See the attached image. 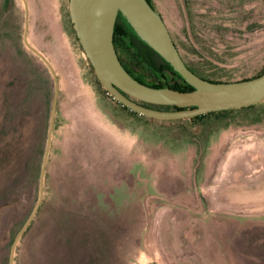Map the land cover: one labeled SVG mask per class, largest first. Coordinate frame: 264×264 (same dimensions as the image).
Returning a JSON list of instances; mask_svg holds the SVG:
<instances>
[{
	"label": "rangeland",
	"instance_id": "374dc122",
	"mask_svg": "<svg viewBox=\"0 0 264 264\" xmlns=\"http://www.w3.org/2000/svg\"><path fill=\"white\" fill-rule=\"evenodd\" d=\"M152 2L161 14L183 61L197 72L210 79L235 81L251 78L264 70V0ZM68 4V0H0V45L1 42L9 41V45L17 47L20 41L15 30L22 27L26 11L27 39L46 55L58 73L62 95L67 89L81 92L84 96L87 92L100 90V87L76 41ZM16 50L19 53L20 50ZM121 56L125 58L123 54ZM100 102L105 108L103 116L107 122L127 129L131 136L128 141L119 144L116 135L105 130L103 123L92 114L86 113L84 117H78L79 113L67 116L60 114L59 99L55 108L54 128L58 123L66 125L57 135L64 141L59 143V157L52 162L49 174L46 172L43 180L46 195L40 216L47 219L58 234H64L65 231L71 234L74 230L68 226L73 225L76 218L93 222L98 217L89 208L83 209L80 195L66 187L84 174V167L85 171L94 175V183L98 184L101 193L107 184L112 186L113 173L123 175L137 169L150 176L149 188L154 192L169 195L183 190L195 193H201L202 190L204 196V190L229 145L228 141L219 145L221 131L239 128L244 129L243 136L249 133L257 136L264 134V101L245 109L214 112L193 120H159L138 116L128 113L127 109L120 107L108 96H104ZM42 148L43 143L39 145L36 160L26 169V174L19 177L17 185L10 181L2 194V200L15 193L19 199L17 209L6 205L0 210L6 220L2 229L5 230V239L14 234L10 226L16 223L17 230L19 223L23 224L32 211L38 195L37 178ZM52 152L53 149L49 155ZM93 162L96 165L91 169ZM203 196L198 199L201 208L198 207L189 219L192 223H202L204 226L207 204ZM106 197L105 201L109 202ZM153 203L158 202L152 200ZM97 205L99 211L104 213L105 206L99 199ZM14 211L15 214L12 213ZM173 214L177 215L174 216L173 225L179 226L182 213L180 215L175 211ZM157 217H160L162 224L167 222V214ZM210 219L222 233L228 264H250L236 257L234 241L240 234L264 229V215H214ZM39 227L40 224L37 229ZM24 240L25 237L18 244L16 264H21L25 256ZM201 248L195 245L183 251L176 250V258L170 264H185L188 260L196 264L201 261L202 264ZM150 250L155 257L160 256L155 246Z\"/></svg>",
	"mask_w": 264,
	"mask_h": 264
},
{
	"label": "flooded vegetation",
	"instance_id": "af4514ba",
	"mask_svg": "<svg viewBox=\"0 0 264 264\" xmlns=\"http://www.w3.org/2000/svg\"><path fill=\"white\" fill-rule=\"evenodd\" d=\"M147 1L155 7L152 0ZM158 14L162 18L159 12ZM27 21L25 11L22 27L15 30L20 41L17 47L9 45V41L1 42L0 45V210L6 205L17 209V193L10 194L3 200L2 194L10 181L17 185L19 177L26 174V169L36 160L39 145L43 143L37 178L38 195L23 224L19 223L17 230L16 223L10 226L14 233L11 238H4L5 230L2 229L6 220L0 213V264H16L17 247L23 237L25 256L21 264H170L176 258V250L183 251L195 245L203 249L202 264H228L220 256L213 232L206 229L207 220H204L203 226L202 223H192L189 219L198 207L201 208L198 199L203 196L202 190L201 193L185 190L169 195L157 193L149 188L150 176L137 169L123 175L113 173L112 186L107 184L101 193L97 188L98 184L94 183V175L85 171L84 167V174L66 187L80 195L79 201L83 209L89 208L98 217L93 222L76 218L73 220L74 224L68 226L74 230L71 234L69 231L58 234L55 227L40 216L44 210L43 199L46 195L43 180L46 172L49 174L52 162L59 157V143L64 141L57 135L66 125L58 123L54 128L58 99L60 114L67 116L73 113L72 108H62L58 73L46 55L33 47L27 39ZM172 43L177 49L174 41ZM16 48L20 50L19 53ZM178 54L180 55L179 51ZM180 57L182 58L181 55ZM184 64L191 72L208 82H234L210 79L187 63ZM141 105L154 110H177L170 106ZM85 114L82 110L78 117H84ZM51 149L53 152L49 155ZM95 165L93 162L91 169ZM105 197L109 202L105 201ZM96 198L105 206L104 213L99 211ZM152 200L158 203L151 204ZM175 211L177 214L182 213L179 226L173 225L174 216H177L173 214ZM12 213L15 214V211ZM163 213L167 214L165 224L157 217ZM8 233L7 231V236ZM240 239L241 244L238 247L235 245L236 257L250 264L262 263L260 258L264 256V233L246 234ZM154 246L158 249L159 257L151 254L150 249ZM200 263L198 261L197 264ZM185 264L196 263L188 260Z\"/></svg>",
	"mask_w": 264,
	"mask_h": 264
},
{
	"label": "water",
	"instance_id": "95a60500",
	"mask_svg": "<svg viewBox=\"0 0 264 264\" xmlns=\"http://www.w3.org/2000/svg\"><path fill=\"white\" fill-rule=\"evenodd\" d=\"M70 23L76 40L104 93L136 115L159 120L192 119L203 114L245 109L264 101V72L246 80L208 82L189 70L172 43L164 21L147 0H68ZM147 46L192 88L172 90L138 83L121 66L114 50L113 26L117 14ZM170 106L154 110L141 105ZM238 149V150H237ZM237 150V152H236ZM264 183V143L233 147L218 181L205 188L212 211L225 214L264 211L253 197Z\"/></svg>",
	"mask_w": 264,
	"mask_h": 264
},
{
	"label": "crops",
	"instance_id": "0c3cea01",
	"mask_svg": "<svg viewBox=\"0 0 264 264\" xmlns=\"http://www.w3.org/2000/svg\"><path fill=\"white\" fill-rule=\"evenodd\" d=\"M102 93V94H101ZM104 93L101 90L98 91H90L87 92L84 96L82 95L81 92H71V90L64 91V95H62L63 103H62V108L63 110L67 108H72V113H80L82 110L85 113H89L94 115L100 123H103V128L107 131H112L116 137H117V142L121 144L123 141H128L131 136H129V132H127V129L125 130L122 125L120 126H115L113 124H109L107 122V119L105 116H103V112L105 110L104 106L101 104L100 99L104 98ZM69 106V107H68ZM116 107V106H115ZM128 112V111H127ZM129 113V112H128ZM243 131L238 129H232L228 128L226 131H221L220 135V143L219 145L223 144V142L228 141L229 145L228 148H226L224 154L222 155L218 165L215 168L214 175L208 184L207 188H211L220 178V175L222 174L223 171V166L228 162L230 154H232L233 147L237 144H240V147H246L248 144L251 142H257V143H264V134L262 136H257V134L254 133H249L246 136H243ZM231 142V143H230ZM218 146V145H217ZM238 150V149H237ZM236 150V152H237ZM203 186V185H202ZM201 186V187H202ZM259 194L254 195L255 199L260 200L256 201L255 203L258 204H264V183L263 185L256 189ZM209 197H206V204H207V228L213 232V236L217 242L219 253L221 257H224L225 260L228 263V258H227V250L223 246V238H222V233L219 232L218 228L216 227V224L212 222L210 218H212L214 215H226V216H237V217H258V216H263L264 211L261 212H252V213H242V214H225V213H220V212H215L212 211V206L209 203ZM264 233V229L261 230H250L248 232L243 233L242 235H238V238L235 239L234 245L237 247L241 244L240 241L242 239L241 236L250 235V234H257V233ZM237 251V249H236ZM264 254V252H263ZM263 264H264V256L260 258Z\"/></svg>",
	"mask_w": 264,
	"mask_h": 264
},
{
	"label": "trees",
	"instance_id": "16d2710c",
	"mask_svg": "<svg viewBox=\"0 0 264 264\" xmlns=\"http://www.w3.org/2000/svg\"><path fill=\"white\" fill-rule=\"evenodd\" d=\"M112 43L115 52L118 56L120 55L118 60L121 66L130 75V77L135 79L138 83L154 88H161L164 84H166L172 90L181 92H189L192 90V88L173 71L167 62H165L157 53H155L154 50L138 38L137 34L119 13L117 14L116 21L113 26ZM121 54L125 57L124 59H122ZM88 66L93 73L90 65ZM263 72L264 70L253 77L260 76ZM95 81L101 88L96 78ZM101 90L104 93L102 88ZM201 116L203 115L198 117Z\"/></svg>",
	"mask_w": 264,
	"mask_h": 264
}]
</instances>
